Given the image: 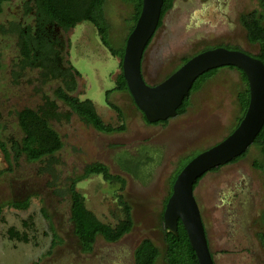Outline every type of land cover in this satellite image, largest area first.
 <instances>
[{
  "label": "rangeland",
  "instance_id": "374dc122",
  "mask_svg": "<svg viewBox=\"0 0 264 264\" xmlns=\"http://www.w3.org/2000/svg\"><path fill=\"white\" fill-rule=\"evenodd\" d=\"M17 1L6 3L0 14V25L6 29L24 15ZM255 9L263 12L258 0H175L145 53L146 81L155 85L185 56L216 45L238 46L257 54L259 46L248 41L242 24V15ZM105 11L111 24L110 46L117 49L132 24L133 6L123 0H106ZM67 40L66 60L82 75L75 94L92 100L106 123L121 124L106 95L116 86L119 59L90 21L78 23ZM0 53V139L12 150L13 143H21L24 136L17 112L38 108L44 95L54 97L60 82L44 81L41 69L20 67L16 32L0 33ZM244 86L240 71L223 68L200 90H193L187 112L167 124L147 122L130 94L115 91L109 99L123 109L127 129L103 133L77 114L70 121L52 120L64 142L53 164L48 159L31 162L25 154L16 157L14 152L8 159L0 148V204L30 197L27 209L5 206L0 213V264H135V250L146 238L161 250L156 264H166L162 211L170 180L179 164L232 133L241 113L238 93ZM58 103L62 111L68 109L62 101ZM145 155L152 159L139 167L138 174L123 167L145 161ZM260 157L259 148L252 145L245 158L209 171L195 189L215 264H264L260 235L264 234V172L253 165ZM96 161L108 164L126 184L122 188L103 174L81 180L78 190L86 207L116 226L125 217L122 194L132 206L134 226L117 242L99 237L94 250L86 253L74 234L66 189L70 177Z\"/></svg>",
  "mask_w": 264,
  "mask_h": 264
},
{
  "label": "trees",
  "instance_id": "16d2710c",
  "mask_svg": "<svg viewBox=\"0 0 264 264\" xmlns=\"http://www.w3.org/2000/svg\"><path fill=\"white\" fill-rule=\"evenodd\" d=\"M6 1L8 0H0V14L3 12V4ZM35 1V10L26 9L24 11V14L26 16L30 15L34 18L36 27L35 30H37L36 33L32 32V25H29L27 28L28 31H25L26 27H22L21 24L16 21H12L10 23L9 29H6L5 25H0V33H7L9 31L17 33L18 37L20 38V67L22 69L29 67L32 69H41V75L44 78V81L54 80L59 81L60 83L53 90L54 97H51L50 95H44L43 103L38 108L25 107L24 109L17 112L19 125L24 133L21 143L14 142L12 145V150H9L5 142L0 139V148L3 150L8 159L14 152L16 154V157L20 156L21 154H25L27 159L31 162L48 159L50 163L53 164L55 162V154L63 148L64 142L60 133L52 126V120L70 121L72 115L77 114L81 121L86 125L92 126L97 131L103 133L123 132L127 129L123 109L116 103L110 101L109 96L115 91L127 92L128 94H130L129 86L123 73V58L128 36L133 31L141 14L143 0H123L133 6V21L122 46L117 49L111 47L109 42L111 24L109 23L106 16V0ZM258 1L263 12L255 9L243 14L242 24L246 30L248 41L251 44H257L259 46V52L257 54H254V56H257L264 62V0ZM173 6L174 0H164L158 29L163 25L166 14L172 9ZM84 20L90 21L96 26L99 35L101 36L102 42L120 61V72L116 77V86L106 92L108 105L113 107L123 120V122L117 126L108 124L104 121L102 116L98 113L92 100L82 99L80 98V96L75 94L77 89L76 77H81L82 75L77 69H75V67L69 60H65L64 55L61 52V50H63L64 48L63 42L55 37L53 33H50L47 29L48 25H54L55 23H57L58 25L63 26L64 29L68 31ZM154 36L147 44L145 53L149 48ZM218 46L223 45H216L212 48ZM225 47L230 49H241L238 46ZM205 50L207 49H202L196 54ZM194 55L185 56L183 59V64ZM183 64H181L180 66H182ZM1 67L2 56L0 53V70ZM223 68L236 69L240 71L243 82L245 84L244 88L238 93L241 113L237 117L235 128L240 124L246 114L250 103V85L248 77L243 69L234 65L214 68L202 74L195 81L190 94L185 98L183 104L178 109V115H182L187 112L190 105L192 91L199 90L204 82L216 76ZM173 72L167 74L164 79L169 77ZM132 100L135 104L133 97ZM58 101H62L68 109L62 111L60 109ZM142 115L143 118L147 121L143 112ZM170 119L171 118L167 120H160L154 124H167ZM252 145L257 146L261 153L260 159H255L253 165L257 169L264 172V126L256 136L255 141ZM249 148L247 151H245L243 154L236 157L229 163L237 162L245 158L249 153ZM145 156L148 157L145 161L141 159L137 164L126 163L123 164V167L138 174L139 167H141L144 162H149V160L152 159V156L150 155ZM191 159L192 158H190V160ZM190 160L183 164H179L176 173L170 180L169 192L164 201L162 219L164 217V211L167 202L173 193L175 180L177 179L178 174ZM221 167L223 166L215 167L211 171L219 170ZM207 173L202 175L197 180L194 185V189H196L200 181L207 175ZM93 174H103V176L107 180L118 181L122 184V188H124L126 184V180L122 175L113 173L108 164L100 161L87 164L83 173L69 178L66 191L70 195V219L74 226V234L81 243L83 251L86 253H90L94 250L95 243L99 237H103L108 242H117L125 235L130 233L134 226L132 206L127 202L122 194H120L119 197L120 202L123 205L125 217L116 226L102 221L86 207L84 197L78 190V183ZM5 206L14 207L16 209H27L30 206V197L23 200H13L5 204H0V213L2 212L3 208H5ZM164 234L166 243L164 249V257L166 264L199 263L197 253L191 245L188 233L181 220H179L178 223L177 235L168 232L165 228ZM260 235L261 240L264 244V234ZM56 244V240H54L52 242V246L54 247ZM161 255L162 253L159 246L150 238H146L138 245L135 250V264H156Z\"/></svg>",
  "mask_w": 264,
  "mask_h": 264
},
{
  "label": "water",
  "instance_id": "95a60500",
  "mask_svg": "<svg viewBox=\"0 0 264 264\" xmlns=\"http://www.w3.org/2000/svg\"><path fill=\"white\" fill-rule=\"evenodd\" d=\"M164 0H143L141 14L128 36L123 58V73L136 106L150 123L178 115V109L195 81L205 72L227 65L243 69L250 85V103L240 124L221 142L193 157L178 174L173 193L164 211V227L178 234L181 220L198 264H215L206 227L194 185L205 173L228 164L254 143L264 126V62L241 49L225 46L202 51L158 84H149L143 75V57L150 39L156 33Z\"/></svg>",
  "mask_w": 264,
  "mask_h": 264
},
{
  "label": "flooded vegetation",
  "instance_id": "af4514ba",
  "mask_svg": "<svg viewBox=\"0 0 264 264\" xmlns=\"http://www.w3.org/2000/svg\"><path fill=\"white\" fill-rule=\"evenodd\" d=\"M14 0H8V1H6L4 4H3V9H4V5L6 4V3H11V2H13ZM15 5L18 7V9H20V10H23V13H24V11L26 10V9H31V10H35V5H36V1L35 0H18L17 1V3H15ZM174 5H175V0H174ZM174 7V6H173ZM172 7V8H173ZM28 19H30L31 20V22L30 23H28ZM18 23H20L21 24V26L22 27H26V30L25 31H28V26L29 25H32V32L33 33H36L37 32V30H35L36 29V27H35V23H34V18L33 17H31L30 15H28V16H26L25 14L24 15H22V16H20V18H19V20H18ZM28 23V24H27ZM76 27V26H75ZM74 27V28H75ZM47 29H48V31L50 32V33H53L54 34V36L55 37H57L60 41H62L63 42V50H61V52L63 53V55H64V58H65V60H66V57L68 56V54H69V48H70V41H68L67 40V34H68V32L72 29H70V30H65L64 29V27L63 26H61V25H58L57 23H55L54 25L53 24H50V25H48L47 26ZM46 30V29H45ZM52 31V32H51ZM18 36V35H17ZM19 41H20V38L18 37V44H19ZM19 49H20V47H19ZM20 55H21V51H20ZM194 55V54H193ZM192 56V55H191ZM144 58H145V54H144V57H143V62H144ZM183 59L184 58H182V62H181V64H183ZM180 64V65H181ZM180 65H178L174 70H172L171 72H173V71H175V70H177L178 68H179V66ZM142 67H143V63H142ZM170 72V73H171ZM143 75H144V71H143ZM144 77H145V75H144ZM76 79H77V89H78V87H79V83H78V77H76ZM146 79V78H145ZM208 81V80H207ZM206 81V82H207ZM206 82H204L203 84H205ZM203 86V85H202ZM77 89H76V91H77ZM201 89V88H200ZM199 89V90H200ZM196 91H198V90H196ZM192 95V94H191Z\"/></svg>",
  "mask_w": 264,
  "mask_h": 264
}]
</instances>
